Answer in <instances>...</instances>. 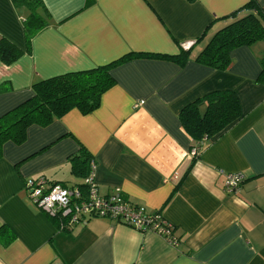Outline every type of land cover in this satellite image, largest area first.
<instances>
[{
    "label": "crops",
    "instance_id": "1",
    "mask_svg": "<svg viewBox=\"0 0 264 264\" xmlns=\"http://www.w3.org/2000/svg\"><path fill=\"white\" fill-rule=\"evenodd\" d=\"M248 1L42 0L48 23L26 51L27 8L0 0V38L23 50L11 64L0 61V116L29 98L38 80L129 52L175 55L193 41L183 65L154 57L118 64L96 109H71L48 125H30L21 144H3L0 264H264V84L256 82L264 41L233 49L224 70L194 61L232 20L226 16ZM253 1L264 10V0ZM225 89L238 96L242 116L207 140L191 163L192 139L178 114ZM81 146L99 193L119 190L147 213H160L174 243L103 217L62 230L34 204L24 181L44 175L66 182L69 157ZM228 173L244 175L232 192L225 190Z\"/></svg>",
    "mask_w": 264,
    "mask_h": 264
},
{
    "label": "trees",
    "instance_id": "2",
    "mask_svg": "<svg viewBox=\"0 0 264 264\" xmlns=\"http://www.w3.org/2000/svg\"><path fill=\"white\" fill-rule=\"evenodd\" d=\"M11 1L14 5L24 6L28 10L23 21L27 51L33 35L48 23L49 14L42 0ZM241 10H247V12L237 16ZM226 17L232 20L218 29L197 53L194 61L198 64L224 70L230 64V52L233 49L264 41V10L253 0H249L240 9ZM190 49L181 48L180 53L175 55L129 52L106 64L66 72L34 82L31 85L32 95L0 116V157L3 144L8 141L16 145L21 144L25 140L26 130L30 125H48L52 120L61 117L71 109H77L82 114H88L96 109L100 105L102 94L115 82L111 70L118 64L139 57H154L183 65L190 59ZM22 53L23 50L11 41L0 38V61L3 64H11ZM259 64L260 71L256 82L264 84V53L259 59ZM2 90L3 87L0 86V92ZM241 116L242 110L238 96L230 89L211 91L183 107L178 114V119L192 139L191 149L196 148L197 150L192 156L191 163L207 140ZM69 162L71 173L80 177L81 182H55L48 180L44 175L31 179L36 183L38 179L43 178L45 191L55 184L85 189L83 180L92 171L88 151L81 146L76 154L69 157ZM47 216L57 221L48 214ZM167 238L174 239L172 227H170V234Z\"/></svg>",
    "mask_w": 264,
    "mask_h": 264
},
{
    "label": "built area",
    "instance_id": "3",
    "mask_svg": "<svg viewBox=\"0 0 264 264\" xmlns=\"http://www.w3.org/2000/svg\"><path fill=\"white\" fill-rule=\"evenodd\" d=\"M193 41L181 44L183 49L192 46ZM196 148L189 151V156L196 154ZM92 171L85 177L83 183L86 188L53 185L45 191L44 179L40 178L36 183L31 178L25 181V190L30 199L44 213L58 221L60 229H72L76 226H84L92 217L115 219L117 222L135 230L153 231L164 235L170 234L171 225L160 213H147L143 207L135 205L123 198L119 190L107 195H101L93 178ZM244 179L241 173H228L225 179V190H236ZM171 243L174 239L167 238Z\"/></svg>",
    "mask_w": 264,
    "mask_h": 264
},
{
    "label": "rangeland",
    "instance_id": "4",
    "mask_svg": "<svg viewBox=\"0 0 264 264\" xmlns=\"http://www.w3.org/2000/svg\"><path fill=\"white\" fill-rule=\"evenodd\" d=\"M81 178L78 177V176H75L72 174V177L66 179V180H62V181H66L67 183H78V181L80 180ZM77 181V182H76Z\"/></svg>",
    "mask_w": 264,
    "mask_h": 264
}]
</instances>
